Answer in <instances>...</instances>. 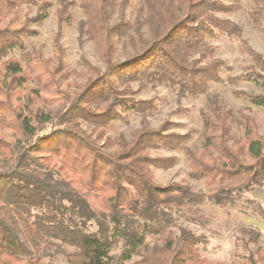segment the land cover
Segmentation results:
<instances>
[{"label": "trees", "instance_id": "trees-1", "mask_svg": "<svg viewBox=\"0 0 264 264\" xmlns=\"http://www.w3.org/2000/svg\"><path fill=\"white\" fill-rule=\"evenodd\" d=\"M75 4L56 0L58 26L71 21ZM22 7L34 14L22 13ZM51 7L49 0H0V61L39 35ZM78 7V40L92 43L103 69L81 57L85 81L67 82L73 72L64 63L59 27L51 56L38 47L22 61L2 62L0 264H50L32 249L43 236L76 247L66 264H227L203 257L201 237L189 226H178L176 234L168 225L173 212L187 206L196 212L204 201L264 219V208L251 197L264 182V140L256 118L225 107L219 93L208 94L212 84L223 82L225 63L207 40L224 37L247 62L226 82L259 90L232 95L264 107V58L224 16L239 9V0H78ZM248 16L264 30V0H249ZM117 43L122 60L114 59ZM148 86L173 87L193 99L207 95L199 113V148L186 146L191 133L176 132L181 124L169 118L156 127L143 121L129 138L107 135L124 115L156 109L154 98L135 97ZM160 149L182 151L190 178L208 192L197 194L179 183L156 185L153 170L175 163L172 156H151ZM254 231L243 229L248 253L236 264H264V238Z\"/></svg>", "mask_w": 264, "mask_h": 264}, {"label": "rangeland", "instance_id": "rangeland-1", "mask_svg": "<svg viewBox=\"0 0 264 264\" xmlns=\"http://www.w3.org/2000/svg\"><path fill=\"white\" fill-rule=\"evenodd\" d=\"M49 1L52 3V7L49 10L48 18L38 28L39 35L25 39L23 50L15 49L0 61V72L3 61L10 58L22 61L24 54L34 48L42 47L44 57L51 56L53 52V34L56 33L59 27L61 28L60 42L64 50V63L73 72L67 82H79L78 84H80L85 81L87 76L85 74L87 69L83 65L81 57L100 69H103L104 65L98 59L96 50L91 42L86 41L81 45L78 40L76 24L83 16L78 7V0H75L76 4L71 8V21L61 26H58L53 16L56 0ZM239 6L238 10L224 16L242 29V37L247 40L251 48L264 58V30L249 18V0H239ZM28 10L27 7H22L21 12L25 13ZM28 13L29 16H32L34 9L31 8ZM126 14L128 19L132 20L133 9H128ZM31 28H35V26ZM207 43L214 46V56L220 58L225 63L222 71L223 82L212 84L208 90V94L219 93L225 107L232 108L234 112L236 109H244L247 113L253 115L256 118L259 132L264 140V107H257L248 101L237 99L231 93L232 90L256 93L259 91L258 88L250 83L240 82L231 85L226 82L228 76H235L243 71L244 65L247 64V62L245 63V57L238 51L236 43L227 38L219 37L207 40ZM127 49L130 51L128 47ZM113 53L114 59H123L120 43L116 44ZM76 74H79L80 77L76 78ZM63 86L67 87L65 84ZM135 97L139 99L154 98L156 109L146 113H128L124 115L121 120L114 121L109 125L107 129L108 136L115 137L119 132H122L126 138H129L135 130L140 128L143 121H148L151 127H156L162 121L169 118V120L181 124V127L175 129L176 132L180 134L191 133L192 139L186 143V146L196 149L200 147L202 124L199 113L205 107L207 95L193 99L179 94L178 89L173 87L148 86ZM178 108L186 109V111L181 114L174 113ZM233 128L234 131H237L241 135L235 125ZM48 131L49 127L47 126L44 132ZM151 156L175 157L173 166L167 169L153 170L152 179L156 185L164 186L171 183H179L189 185L192 191L197 194H206L208 192V189L203 186L202 182L190 178L188 164L182 151L173 152L160 149L151 151ZM72 185L78 186V183L73 181ZM80 192L83 193L82 195H85L83 189H80ZM251 197L264 208V182L262 187L256 188L253 191ZM88 200L93 208L99 207L93 204L91 198ZM194 209L193 206H187V208L182 209L178 213L173 212L171 216L174 219V223L169 224L168 227L178 234V226H189L195 235L201 237L200 254L213 262L238 263L241 260V256L248 253L242 244V241L249 240L247 233L243 232V229H253L261 233V227H264V222L257 216H247L233 208L218 207L209 201H204L198 206L196 212H194ZM262 237L264 238L263 235ZM30 247L32 246L30 245ZM252 247V245H249L248 249ZM36 248L38 250L34 251L35 254L50 264H66L65 256L76 251L75 246L63 243L50 236L41 237L37 243V247H32L33 250ZM119 251L120 248H116L112 254L117 255ZM135 259L137 258L134 257L129 262H133Z\"/></svg>", "mask_w": 264, "mask_h": 264}, {"label": "crops", "instance_id": "crops-1", "mask_svg": "<svg viewBox=\"0 0 264 264\" xmlns=\"http://www.w3.org/2000/svg\"><path fill=\"white\" fill-rule=\"evenodd\" d=\"M261 221H263L264 222V220L263 219H261ZM261 227V226H260ZM261 234L264 236V227H261Z\"/></svg>", "mask_w": 264, "mask_h": 264}]
</instances>
